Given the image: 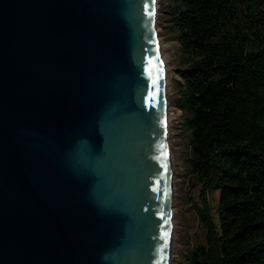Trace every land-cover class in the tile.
Listing matches in <instances>:
<instances>
[{
	"label": "water",
	"instance_id": "95a60500",
	"mask_svg": "<svg viewBox=\"0 0 264 264\" xmlns=\"http://www.w3.org/2000/svg\"><path fill=\"white\" fill-rule=\"evenodd\" d=\"M156 0H0V264H170Z\"/></svg>",
	"mask_w": 264,
	"mask_h": 264
},
{
	"label": "trees",
	"instance_id": "16d2710c",
	"mask_svg": "<svg viewBox=\"0 0 264 264\" xmlns=\"http://www.w3.org/2000/svg\"><path fill=\"white\" fill-rule=\"evenodd\" d=\"M163 9L180 59L173 107L201 191L204 241L186 264H264V0H171Z\"/></svg>",
	"mask_w": 264,
	"mask_h": 264
},
{
	"label": "rangeland",
	"instance_id": "374dc122",
	"mask_svg": "<svg viewBox=\"0 0 264 264\" xmlns=\"http://www.w3.org/2000/svg\"><path fill=\"white\" fill-rule=\"evenodd\" d=\"M170 3L171 0H156L155 29L164 65L166 109L169 115L167 147L172 183L170 264H186V254L194 246L203 244L204 230L195 214L201 191L199 183L189 173V132L182 125V114L173 107L180 59L174 35L166 28L163 16V8ZM216 196L213 191L206 195L213 216Z\"/></svg>",
	"mask_w": 264,
	"mask_h": 264
},
{
	"label": "bare ground",
	"instance_id": "6f19581e",
	"mask_svg": "<svg viewBox=\"0 0 264 264\" xmlns=\"http://www.w3.org/2000/svg\"><path fill=\"white\" fill-rule=\"evenodd\" d=\"M164 85H165V82H164ZM165 88H166V85H165ZM168 110L166 109V123H167V126H168ZM166 133L168 135V128H166ZM168 137V136H167Z\"/></svg>",
	"mask_w": 264,
	"mask_h": 264
}]
</instances>
